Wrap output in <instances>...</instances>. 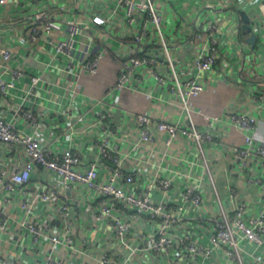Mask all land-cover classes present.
<instances>
[{"label":"built area","instance_id":"obj_1","mask_svg":"<svg viewBox=\"0 0 264 264\" xmlns=\"http://www.w3.org/2000/svg\"><path fill=\"white\" fill-rule=\"evenodd\" d=\"M69 1L68 7L82 1L88 7L93 5L92 9L101 5L100 11L91 9L93 22L106 31L123 28L117 56L125 60L114 90L132 89L134 79L145 84L151 75L180 97L186 123L139 113L136 144H153L158 140L157 133H165L167 155L178 137L194 140L203 157L202 165L213 181L218 211L206 212L201 185L188 184V172H178L185 177L182 182L161 177L146 183L141 173L127 168L128 155L115 150L107 138L97 140L95 160L86 159L80 149L65 146L62 134L53 132L59 118L30 99L37 95L43 77H31L25 96L16 93L26 76L25 66L16 61L14 45L0 44V235L8 232L12 212L19 208L23 213L19 223L27 235L34 264H264V203L256 209L239 200V192L231 188L228 194L235 206L227 207L204 148L205 143L213 144L219 138L216 125L222 119L206 117L208 128L202 129L190 106V100L205 90L202 76H208L218 65L225 36L224 27L207 13L211 9L225 10L226 0H204L201 9L190 12L187 7L178 8L183 29L192 28L199 44L190 64L176 62L165 16L156 0ZM10 2L0 0L3 11ZM242 2L260 42L253 59L258 60L256 64L264 63V0L259 9L249 0ZM107 5L109 10L104 9ZM46 17L37 18L27 40L38 42L44 31L50 34L62 29ZM67 29L71 38L55 43V48L73 65L76 51L81 50V41L75 38L85 33L84 23L68 21ZM107 54L102 48L91 58L86 49L82 68L96 74ZM246 72L257 75L253 69ZM261 99L264 106V94ZM232 122L249 132L246 147H235V154L242 159L250 155L264 158V144L258 143L253 134L257 120L236 113ZM70 129L75 131V124ZM143 160L150 164L149 157ZM183 164L191 167L196 161L188 159ZM261 187L264 200V184ZM0 264L16 262L10 257Z\"/></svg>","mask_w":264,"mask_h":264},{"label":"crops","instance_id":"obj_2","mask_svg":"<svg viewBox=\"0 0 264 264\" xmlns=\"http://www.w3.org/2000/svg\"><path fill=\"white\" fill-rule=\"evenodd\" d=\"M249 1L259 9L262 0ZM156 3L165 16L176 62L190 64L199 44L192 28L183 29L177 10L179 7H187L188 12L201 9L204 0H156ZM70 4L69 0H11L4 11L0 5V44L14 45L15 59L26 70L16 93L25 96L31 77L42 76L37 95L30 96V99L37 107L51 110L59 118L53 132L62 134L65 146L80 149L86 159L95 160L98 156L97 140L107 138L115 150L128 155L127 168L141 173L146 183L161 177L182 182L185 177L178 172H188L191 178L187 183L201 185L206 212L216 213L218 205L213 181L202 165L203 157L194 140L178 137L173 140L167 155L165 133H157L158 140L153 144H136L139 138L136 115L139 113H152L157 120L166 122L186 123L180 97L161 86L151 75L145 84L134 79L132 89L114 90L125 60L117 56L121 49L119 33L123 28L116 26L106 31L105 27L93 22L92 10L100 11L101 5L97 4L92 9L93 5L88 7L85 1L68 7ZM243 8H246L245 3L240 4V0H226L225 10L211 9L207 13L224 27L225 36L220 43L218 65L208 76H202L205 90L190 100V106L195 122L202 129L208 128L206 117L222 119L216 125L219 138L213 144L205 143L204 148L213 179L227 207L233 209L235 206L228 194L231 188H235L239 192V200L259 209L264 203L261 187L264 184V158L250 155L242 159L234 152L235 147H246L245 138L249 134L233 124L232 116L236 113L247 114L257 120L253 134L258 143L264 144V106L261 99L264 94V63L259 61L256 64L258 60L253 59L260 42L258 39L256 46L249 42L252 33L243 29ZM104 9L109 10L110 5ZM40 16H47L46 19L57 22L62 29L52 30L50 34L44 31L38 42L29 41L27 33ZM70 20L84 23L85 30L75 38L80 39L81 50L76 51L73 65L69 64L70 59L58 55L55 48V43L71 38L67 29ZM194 23L195 20L191 22L192 27ZM127 38L130 44L131 40ZM102 48L108 54L101 59L98 72L91 74L84 70L81 62L86 49L87 55L94 58ZM69 65L72 66L70 69ZM252 69L255 73L257 71V75L246 72ZM74 124L76 129L72 132L70 126ZM115 129L117 132L112 131ZM146 157H149L150 164L144 162ZM188 159H194L196 164L191 167L183 164ZM183 165L186 167L182 168ZM12 216L8 232L0 235V263L13 257L16 264H34L27 235L19 223L23 213L17 208ZM262 256L264 258V252Z\"/></svg>","mask_w":264,"mask_h":264},{"label":"water","instance_id":"obj_3","mask_svg":"<svg viewBox=\"0 0 264 264\" xmlns=\"http://www.w3.org/2000/svg\"><path fill=\"white\" fill-rule=\"evenodd\" d=\"M243 20L245 22V25L243 27L244 30H248L252 33L251 37L249 38V42L253 45L256 46L257 43V35L254 33L252 26L250 24V19L245 11H241Z\"/></svg>","mask_w":264,"mask_h":264}]
</instances>
